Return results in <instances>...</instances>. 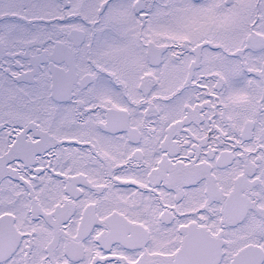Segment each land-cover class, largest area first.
I'll return each instance as SVG.
<instances>
[{
    "label": "snow or ice",
    "instance_id": "6c2138e0",
    "mask_svg": "<svg viewBox=\"0 0 264 264\" xmlns=\"http://www.w3.org/2000/svg\"><path fill=\"white\" fill-rule=\"evenodd\" d=\"M0 264H264V0H0Z\"/></svg>",
    "mask_w": 264,
    "mask_h": 264
}]
</instances>
